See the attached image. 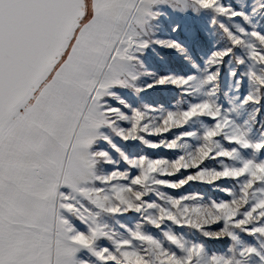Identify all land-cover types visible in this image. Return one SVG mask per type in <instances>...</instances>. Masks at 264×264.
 <instances>
[{"label":"rangeland","instance_id":"rangeland-1","mask_svg":"<svg viewBox=\"0 0 264 264\" xmlns=\"http://www.w3.org/2000/svg\"><path fill=\"white\" fill-rule=\"evenodd\" d=\"M0 126V264H264V0H82Z\"/></svg>","mask_w":264,"mask_h":264},{"label":"water","instance_id":"water-1","mask_svg":"<svg viewBox=\"0 0 264 264\" xmlns=\"http://www.w3.org/2000/svg\"><path fill=\"white\" fill-rule=\"evenodd\" d=\"M82 0H0V126L66 46Z\"/></svg>","mask_w":264,"mask_h":264},{"label":"bare ground","instance_id":"bare-ground-1","mask_svg":"<svg viewBox=\"0 0 264 264\" xmlns=\"http://www.w3.org/2000/svg\"><path fill=\"white\" fill-rule=\"evenodd\" d=\"M42 81H43V80H42ZM42 81H41V82H42ZM41 82H39V84H40ZM39 84H38V85H39ZM38 85H37V86H38ZM37 86H36V87H37Z\"/></svg>","mask_w":264,"mask_h":264}]
</instances>
